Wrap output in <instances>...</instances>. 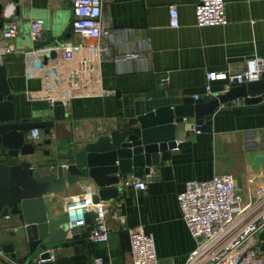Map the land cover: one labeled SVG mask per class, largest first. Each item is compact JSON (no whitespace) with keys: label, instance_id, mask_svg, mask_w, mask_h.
I'll use <instances>...</instances> for the list:
<instances>
[{"label":"crops","instance_id":"1","mask_svg":"<svg viewBox=\"0 0 264 264\" xmlns=\"http://www.w3.org/2000/svg\"><path fill=\"white\" fill-rule=\"evenodd\" d=\"M101 22L107 33L98 42L101 53L102 87L99 97L73 99L65 107L31 100L28 92L40 87L38 80L24 76L22 51L34 46L73 40V13L66 0H0V30L14 20L18 36L16 52L3 57V67L12 85L15 121L45 122L42 137L29 158L32 167L48 173L72 160L84 146L108 137L124 124L162 106L182 104L185 99L206 96V72L240 70L253 56L264 58V0H225L227 24L195 26L191 0H101ZM175 5L179 26L169 25V7ZM43 19L41 39L32 42L29 24ZM126 53L145 58L118 61ZM226 82L211 84L212 96L228 90ZM48 130L45 132V130ZM28 134V132H27ZM26 134V136H27ZM179 147L167 160L151 166L148 174H132L120 181L118 196L101 200L106 205L110 229L106 243L89 242L84 231L76 230L67 243L54 245L55 261L34 262L42 252L0 253V264H133L125 227L142 226L153 236L160 264H185L197 246L181 218L177 195L191 180L205 181L216 175L231 174L239 193L248 199L246 179L253 186L264 184V101L246 105L242 99L223 104L212 116L197 124L187 118L175 126ZM49 142V144H47ZM0 148V160L5 158ZM145 181L144 190L133 186ZM97 190L90 178L66 184L57 194L55 216L63 214L72 198ZM92 219V218H91ZM90 219V221H91ZM15 219L1 218L0 236L13 227ZM259 256L264 260V230L256 236ZM28 257L27 259L25 257Z\"/></svg>","mask_w":264,"mask_h":264},{"label":"built area","instance_id":"2","mask_svg":"<svg viewBox=\"0 0 264 264\" xmlns=\"http://www.w3.org/2000/svg\"><path fill=\"white\" fill-rule=\"evenodd\" d=\"M73 13V40L34 46L22 51L25 64L24 76L38 80L40 87L28 92L31 100L44 101L49 105L61 103L67 107L73 99L99 97L105 94L102 87L101 53L103 47L91 43L107 33L101 22V0H66ZM194 4L195 26L227 24L225 0H191ZM169 25L179 26L177 7H169ZM44 28L43 19L29 24L32 42H38ZM18 36L14 20L7 21L0 30V67L3 57L16 52L13 41ZM141 53H126L117 60L144 59ZM264 74V58L253 56L243 62L240 70L206 72V94H211L213 82H226L227 86L241 85L261 80ZM199 99L198 95L194 96ZM27 140L36 144L42 137L39 127L32 128ZM253 179H246L248 199L238 191L233 175H216L205 181L191 180L185 183L183 192L177 195L181 218L197 246L185 264H264L256 247V236L264 230V184L253 186ZM136 189L144 190L145 181L134 180ZM98 192L89 190L68 201L64 213L67 217L68 234L83 229L89 242L106 243L110 229L107 224L106 205L96 199ZM94 218L87 224V215ZM128 234L133 264H160L153 236L140 225L125 227ZM47 253V257H42ZM54 247L39 254L34 261H55ZM93 264H112L95 260Z\"/></svg>","mask_w":264,"mask_h":264},{"label":"water","instance_id":"3","mask_svg":"<svg viewBox=\"0 0 264 264\" xmlns=\"http://www.w3.org/2000/svg\"><path fill=\"white\" fill-rule=\"evenodd\" d=\"M2 12L0 4L1 15ZM11 91L6 70L0 67V148L5 152V158L0 160V216H12L20 224L0 236V253L14 257L23 246L30 255L37 249L45 251L67 243L66 214L55 216L57 194L66 184L75 185L90 178L101 200L117 197L118 188L114 185L129 174L137 177L148 174L151 166L167 160L170 151L179 147L177 124L187 118L200 124L223 104L236 99H242L246 105L264 101V74L257 82L231 85L224 94L185 99L182 104L162 106L141 115L125 123L123 130L87 144L72 160L48 173L37 172L32 167L29 158L36 149L26 137L32 128L47 127L48 123L16 122ZM94 216V213L87 215V224Z\"/></svg>","mask_w":264,"mask_h":264}]
</instances>
